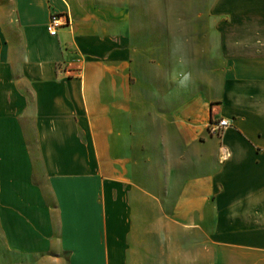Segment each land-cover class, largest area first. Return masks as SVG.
<instances>
[{
	"label": "crops",
	"instance_id": "0c3cea01",
	"mask_svg": "<svg viewBox=\"0 0 264 264\" xmlns=\"http://www.w3.org/2000/svg\"><path fill=\"white\" fill-rule=\"evenodd\" d=\"M141 4L0 0V264H264V0H209L179 33ZM136 19L137 65L164 30L146 79L171 104L144 157Z\"/></svg>",
	"mask_w": 264,
	"mask_h": 264
},
{
	"label": "rangeland",
	"instance_id": "374dc122",
	"mask_svg": "<svg viewBox=\"0 0 264 264\" xmlns=\"http://www.w3.org/2000/svg\"><path fill=\"white\" fill-rule=\"evenodd\" d=\"M141 9H150L155 12H170L174 13L175 18L171 19L173 23V33L181 32V29L188 28L189 25L197 24L198 21L207 22L206 19L198 20L196 18H189V14L193 16L197 12H206L209 6V0H141ZM150 5V6H149ZM184 14V15H183ZM183 15V16H182ZM145 22L147 20H144ZM135 34L133 35V46L135 52L133 53V64L131 66V83L133 86V115L131 124L133 125L134 135L131 138H135L141 147L140 156H146L149 154L147 147L149 142H152L160 137L161 131L155 128V123H160V120L151 116L148 110H170L171 104L169 103V96L165 89V83L159 86V83L152 84L147 79L151 77H164L165 67H158L157 61L164 57L163 51L156 50L159 48L160 42L165 38L164 30L161 31V35H157L158 42L150 43L149 38L142 37L140 55L141 60L137 65V19ZM162 28L166 29L164 20H159ZM141 33V32H140ZM142 34V33H141ZM156 36V37H157ZM145 39V40H144ZM138 78V81H137ZM147 78V79H146ZM145 80V81H143ZM137 108L140 110L137 115ZM142 110V111H141ZM165 117V116H164ZM159 117V118H164ZM138 126V129H137ZM133 131V130H132ZM137 158V153H136ZM148 164V163H146Z\"/></svg>",
	"mask_w": 264,
	"mask_h": 264
},
{
	"label": "built area",
	"instance_id": "2783aa9c",
	"mask_svg": "<svg viewBox=\"0 0 264 264\" xmlns=\"http://www.w3.org/2000/svg\"><path fill=\"white\" fill-rule=\"evenodd\" d=\"M70 19L67 14H57L53 13L49 16V20L47 22L46 28L50 35L54 36L57 34L59 28L65 25H69ZM230 125V122L226 118H220L215 121H211L207 130L212 135H219L225 128ZM225 157L228 156V152L224 150Z\"/></svg>",
	"mask_w": 264,
	"mask_h": 264
}]
</instances>
